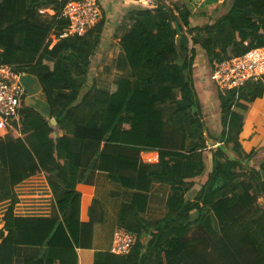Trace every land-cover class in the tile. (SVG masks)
I'll use <instances>...</instances> for the list:
<instances>
[{"label":"trees","instance_id":"1","mask_svg":"<svg viewBox=\"0 0 264 264\" xmlns=\"http://www.w3.org/2000/svg\"><path fill=\"white\" fill-rule=\"evenodd\" d=\"M66 3L0 0V65L15 67L26 88L19 133L0 143V204H8L0 228V264H19L22 247L43 250L23 264H80L77 251L92 249L94 227L101 221L93 217L97 201L90 222L80 219L77 186L85 171L106 173L132 191L117 226L137 240L127 256L95 252L84 264H206L204 254L217 244L227 251L228 231L242 212H254L242 241L255 255L253 264H264V211L253 208L257 195L251 193L264 195V157L257 168H248L246 161L256 151L245 154L239 141L247 113L264 94V81L217 94L221 145L210 150L211 158L194 81L197 59L212 67L264 49V0H228L208 19L198 18L184 3L130 11L113 34L117 45L111 54L119 57L91 84V60L99 59L107 43L106 20L82 38L60 39L67 21H41L37 11L59 14ZM44 106L48 117L39 111ZM47 119H55L56 127ZM61 131L68 135L60 136ZM242 168L250 171L248 185L237 182L241 175L235 171ZM39 175L52 193V216H16V188ZM154 184L170 188L166 214L150 221L143 216Z\"/></svg>","mask_w":264,"mask_h":264},{"label":"crops","instance_id":"2","mask_svg":"<svg viewBox=\"0 0 264 264\" xmlns=\"http://www.w3.org/2000/svg\"><path fill=\"white\" fill-rule=\"evenodd\" d=\"M106 1L108 2L107 6L105 5ZM124 1L126 2L127 0ZM181 1L186 4L191 9V11L196 16H198V18L206 19L213 17L218 12H222L228 3V0ZM99 2L103 11V19L106 20L103 37H105L107 42L103 47L107 52L105 51V54L101 59V65H103L100 70H102L104 65H108L106 62L109 63L111 59H117L119 57V52H114L111 54V50L115 49L117 45H115L116 41L113 39V34L117 25L120 24L121 20L123 19V15L121 13L122 5L120 0L118 2L113 0H99ZM110 2H114L113 5H109ZM109 6H112L113 8L110 9ZM107 10H111V12H108ZM94 63H96V60H92V64ZM199 70L203 71V68L201 69V67H199ZM202 71L200 72V81L204 82L203 84H206V86L213 92L215 87L211 85V81L209 80L211 73L204 74L206 72ZM105 76H107V74L103 75V78H105ZM194 81L196 82L195 75ZM22 84L24 86L23 81ZM214 93V96H216V91ZM44 108L45 109H39V111L44 116L48 117V107L44 106ZM52 120L55 121V119H51L49 121L50 125ZM59 135L62 136L68 134L66 131H61ZM219 141L221 140H218V142L212 139L206 141V150H208L206 155H209L210 158V150L216 149L219 145H221ZM239 141L242 145V151L245 154H250L252 151H256V155L253 158L247 160L246 164L248 168H257L259 161L264 157V94L261 98L254 102L251 110L247 113ZM142 157H146V155L142 154ZM246 170L248 171V169ZM169 188V186L162 184L153 185L149 193L148 211L143 216L145 219L156 221L164 217L167 212L165 203L169 195ZM77 190L82 196L80 210L81 221L83 223L90 222L92 216L90 214V208L94 201L98 202V206L95 209L93 217L95 219L101 220L96 222L94 227L92 249H80L77 251L80 258V264H84L86 263L84 259L93 253L95 254V252L110 251L113 232L118 228V212L121 208V205L130 200L132 191L123 189L118 184L110 181L106 173L97 171L83 172L81 175V181L77 186ZM16 191L20 200V203L15 209L16 216L42 219H48L52 216L53 197L51 190L45 181L44 175H39L26 180L16 188ZM196 192L197 190L193 193L191 200L192 198L194 199ZM7 207L8 204L6 203L0 204V228L3 227L2 217ZM194 231L195 229L189 234V236H191ZM42 252L43 250L40 248L22 247L20 249L19 264H23L25 259L42 256Z\"/></svg>","mask_w":264,"mask_h":264},{"label":"built area","instance_id":"3","mask_svg":"<svg viewBox=\"0 0 264 264\" xmlns=\"http://www.w3.org/2000/svg\"><path fill=\"white\" fill-rule=\"evenodd\" d=\"M56 1L62 3L65 0ZM47 11L52 12L51 17L67 21L60 39L82 38L103 20L99 0H67L59 14L53 9L45 10ZM21 78V73L15 67L0 65V143L7 134L18 132L19 129L20 103L26 96ZM210 80L222 95L241 89L249 82H263L264 50L254 48L242 55L215 63ZM136 240L135 234L117 228L113 232L109 252L115 256H127L133 250Z\"/></svg>","mask_w":264,"mask_h":264},{"label":"rangeland","instance_id":"4","mask_svg":"<svg viewBox=\"0 0 264 264\" xmlns=\"http://www.w3.org/2000/svg\"><path fill=\"white\" fill-rule=\"evenodd\" d=\"M113 1L118 2L119 0H113ZM113 3L114 2H110L109 5H113ZM120 3L122 5L121 13L123 17L126 15V13L130 11L155 8L156 5L158 4H162V5H169V4L182 5L183 4L181 0H127L126 2L124 0H120ZM107 4L108 2L106 1L105 5L107 6ZM109 7L110 9L113 8L112 6H109ZM45 10H48V9H45ZM45 10L40 9L37 11V15L40 20L42 18L48 19L51 17L52 12L51 11L45 12ZM107 11L111 12V10H107ZM52 43L54 46L55 42L52 41ZM105 51L106 50H103L102 54L99 55L100 56L99 59H97V57L92 58V60H96V63L92 64L89 70V74H88V78L90 80L89 84H91V81L93 79L97 78L96 77L97 72L100 70V68L103 65V64L101 65V59H102V56L105 54ZM106 64L110 65L111 61L109 63L106 62ZM199 67H201V69L203 68V71L199 70ZM212 68L213 66L210 67L209 65L206 64L204 60L197 59L195 68H194V75L196 76L195 88H196V91L198 93V96L202 104L204 129H206L204 136L208 135L209 137H211V138L208 137L209 139H213L214 141L218 142V140H220L221 132H222L221 120H220L221 114H220L218 100H217L218 92L216 89H214V91L212 92V90H210L206 86V84L205 85L203 84L204 82L200 81V76H201L200 72L202 71V72H206L204 74H210ZM209 80H210V77H209ZM211 85L215 87L213 82H211ZM244 89L245 88L243 87V90ZM215 91L217 92L216 96H214ZM242 93L243 91L239 90L238 97H241ZM208 138L205 137V140H209ZM2 150L3 148L0 150V152ZM9 150L12 153L10 148ZM235 172L241 175V177L239 178L237 182L247 183L245 185H248V183L251 182L250 181V178H251L250 171H247L245 170V168H242L239 172L238 171H235ZM252 183L254 184L253 185L254 187L258 186V183L256 181H252ZM251 193L257 195V199L255 201V205L253 208L258 207L259 209H261V211L262 210L264 211V195L261 193L257 194L256 190ZM192 203H193V198L192 200H190V205ZM253 213L254 212H249V213L242 212L239 215V217H237V223L234 226H231L233 228L228 231V235L230 236L231 240L227 239V251H224L225 247L222 248L221 244H217L216 249L214 247V250L212 252L204 254L205 260L207 262L206 264H253V262L255 261V255L252 254V252L250 251L251 247H248L242 241L243 235L245 233L244 229H247V225H248L247 220L251 217L250 215H253ZM259 215H261V212L259 213ZM208 239L206 241H210L212 237L211 239L210 238ZM212 241L214 242V239ZM221 261H224V262H221Z\"/></svg>","mask_w":264,"mask_h":264},{"label":"water","instance_id":"5","mask_svg":"<svg viewBox=\"0 0 264 264\" xmlns=\"http://www.w3.org/2000/svg\"><path fill=\"white\" fill-rule=\"evenodd\" d=\"M51 125H52L53 127H55V126H56V121L52 120V121H51Z\"/></svg>","mask_w":264,"mask_h":264}]
</instances>
